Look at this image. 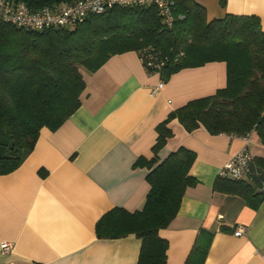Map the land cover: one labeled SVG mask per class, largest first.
I'll return each instance as SVG.
<instances>
[{
  "label": "crops",
  "instance_id": "0c3cea01",
  "mask_svg": "<svg viewBox=\"0 0 264 264\" xmlns=\"http://www.w3.org/2000/svg\"><path fill=\"white\" fill-rule=\"evenodd\" d=\"M207 19L256 15L264 29V0H195ZM80 106L56 130L43 128L20 166L0 175V264H136L141 239L134 234L99 238L95 226L112 208L144 206L149 184L139 157L150 159L155 126L188 102L225 86L226 65L210 62L161 80L135 51L116 54L96 71L81 69ZM158 161L179 147L195 153L176 216L159 235L167 240L166 264H184L199 230L213 232L204 264H264V201L257 209L237 195L213 191L224 164L244 145L231 134L188 132L177 119ZM251 151L264 146L251 135ZM243 227L241 235H235ZM3 242L11 248L3 252Z\"/></svg>",
  "mask_w": 264,
  "mask_h": 264
},
{
  "label": "trees",
  "instance_id": "16d2710c",
  "mask_svg": "<svg viewBox=\"0 0 264 264\" xmlns=\"http://www.w3.org/2000/svg\"><path fill=\"white\" fill-rule=\"evenodd\" d=\"M41 7L61 0H22ZM170 28L153 5L112 7L62 28L27 31L0 22V175L17 169L33 149L41 129L56 130L80 106L85 87L81 69L94 72L109 57L128 51L151 53L163 64L162 81L188 67L224 62L226 83L214 93L189 100L155 126L149 190L141 210L115 207L96 223L99 238L134 234L141 239L136 264H166L167 240L159 235L176 216L181 198L197 183L189 170L195 153L185 147L158 161L157 152L177 119L186 131L254 135L264 146V29L256 15L225 14L207 19L195 0H174ZM213 191L241 197L252 209L264 201V156L254 155L241 179L217 176ZM213 232L200 229L184 264H204Z\"/></svg>",
  "mask_w": 264,
  "mask_h": 264
},
{
  "label": "built area",
  "instance_id": "2783aa9c",
  "mask_svg": "<svg viewBox=\"0 0 264 264\" xmlns=\"http://www.w3.org/2000/svg\"><path fill=\"white\" fill-rule=\"evenodd\" d=\"M153 5L162 22L170 28L175 20L173 15L174 0H61L41 7H31L22 0H0V22L12 24L27 31H44L49 28H62L82 21L90 15H99L108 9L118 7ZM139 58L149 74H156L163 64L151 53L142 51ZM160 80L151 88V94H157L163 87ZM236 136V135H234ZM240 137V136H238ZM244 145L224 164L218 176L241 179L251 170L253 153L251 135L241 136ZM243 227H238L234 234L241 235ZM2 251L7 252L11 243L3 242Z\"/></svg>",
  "mask_w": 264,
  "mask_h": 264
},
{
  "label": "rangeland",
  "instance_id": "374dc122",
  "mask_svg": "<svg viewBox=\"0 0 264 264\" xmlns=\"http://www.w3.org/2000/svg\"><path fill=\"white\" fill-rule=\"evenodd\" d=\"M261 153L264 154V151H262Z\"/></svg>",
  "mask_w": 264,
  "mask_h": 264
}]
</instances>
